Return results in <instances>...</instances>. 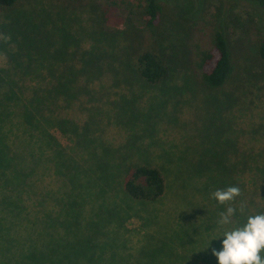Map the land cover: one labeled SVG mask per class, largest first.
<instances>
[{"label": "rangeland", "instance_id": "rangeland-1", "mask_svg": "<svg viewBox=\"0 0 264 264\" xmlns=\"http://www.w3.org/2000/svg\"><path fill=\"white\" fill-rule=\"evenodd\" d=\"M114 1L20 3L34 15L47 11L38 18L52 36L53 79L75 81L78 86L88 81L95 96L81 98L86 102L84 112L65 110L58 112L59 117L53 115L51 122L60 127L51 126L49 131L62 150L69 152L75 145L89 153L96 149L89 148L92 145L100 148L98 154L89 153L88 159L107 166L103 172L113 176L114 187L132 163L156 168L165 180V194L156 202L131 200L117 188L94 195V202L88 199L83 212L100 230L66 224L61 248L73 246L74 253L89 255L92 248L87 233H100L105 255L133 260L128 264L198 263L197 258L208 259L213 249L221 250L222 234L230 230V224L219 223V213L229 206L241 212L239 181L246 183L248 176L244 173L246 152L264 150V60L257 52L258 38L264 37V15L234 0H160L155 47L169 74L165 81L151 85L132 72L142 20L111 7ZM203 11L218 19L235 63L233 77L213 90L200 85L189 67V48L195 39L189 25ZM19 12L0 13V23L13 22L20 28L24 16ZM7 30L0 35L14 47ZM62 60L65 65L60 67ZM6 64L0 55V68ZM106 65L112 70H106ZM95 67L105 71L95 76L91 74ZM40 181L39 188L54 193L60 189L53 172ZM229 186H238L240 196L218 203L212 193ZM73 216L85 220L82 212ZM36 229L42 250L36 252V261L57 264L52 255L59 250L52 247L47 228ZM7 254L0 252V264ZM210 261L217 264L216 258Z\"/></svg>", "mask_w": 264, "mask_h": 264}, {"label": "trees", "instance_id": "trees-1", "mask_svg": "<svg viewBox=\"0 0 264 264\" xmlns=\"http://www.w3.org/2000/svg\"><path fill=\"white\" fill-rule=\"evenodd\" d=\"M159 1L115 0L110 4L142 20V28L137 31L139 37L135 39L132 72L151 85L165 81L169 74L155 47L156 29L160 24ZM234 1L252 5L264 15V0ZM20 3L21 0H0V13L21 9L19 14L24 16L20 28L13 22L0 23V32L8 29L7 34L15 43L14 47L8 46L4 35H0V55L7 61L5 67L0 68V246L3 245L0 252L8 253L1 264H38L36 252L42 253L37 241L38 227L47 228L52 247L59 250L52 255L57 264H107L111 260H115V264H128L133 260L117 258L115 254L105 255L107 249L99 242L100 233L86 232L92 248L89 255L74 253L73 246L64 250L66 245L61 248L64 240L60 239H66L63 226L71 224L84 229V224L100 230L94 219L83 212L88 199L94 202V195L117 188L131 200L156 202L165 194L164 177L154 167L132 163L127 166L123 179L118 180V187H114L113 176L103 172L107 166L88 159L89 153L98 154L100 148L92 145L89 148L96 149L89 153L75 149V145L68 149L69 152L62 150L49 131L51 126L60 127L51 122L53 115L59 117L58 112L65 110L84 112L86 102L81 98L95 96L89 90L88 81L78 86L75 81L58 83L53 79L52 36L46 23L38 18L45 16L47 11L34 15L33 10H23ZM189 27L195 38L189 48V67L195 80L207 89L223 87L233 77L235 63L218 19L203 11ZM258 40L257 52L264 60V37ZM64 65L63 60L58 61V66ZM106 70H112L111 66L106 65ZM103 71L104 68L95 67L91 74L96 76ZM246 156L247 180L246 183L239 181L243 190V211H236L230 229L240 223L243 226L249 216L264 213V150L248 151ZM51 172L60 184L55 193L38 187L40 179ZM50 204L52 207L48 210ZM77 212H82L85 220L74 217L73 213ZM65 252L69 255H64ZM213 258L211 253L208 259L197 258L200 262L193 264H213L209 262Z\"/></svg>", "mask_w": 264, "mask_h": 264}, {"label": "clouds", "instance_id": "clouds-1", "mask_svg": "<svg viewBox=\"0 0 264 264\" xmlns=\"http://www.w3.org/2000/svg\"><path fill=\"white\" fill-rule=\"evenodd\" d=\"M238 186H229L226 189H217L212 197L220 204L234 201L240 196ZM237 209L232 206L219 213V223L227 225L232 223L231 218ZM240 211H243L241 205ZM221 250L213 249L212 255L217 264H264V213L247 217L243 226H238L223 232Z\"/></svg>", "mask_w": 264, "mask_h": 264}]
</instances>
